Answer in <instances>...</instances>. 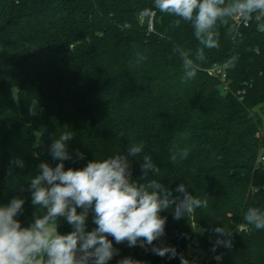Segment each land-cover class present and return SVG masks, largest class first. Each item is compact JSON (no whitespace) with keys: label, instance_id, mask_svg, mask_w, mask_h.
Masks as SVG:
<instances>
[{"label":"trees","instance_id":"obj_1","mask_svg":"<svg viewBox=\"0 0 264 264\" xmlns=\"http://www.w3.org/2000/svg\"><path fill=\"white\" fill-rule=\"evenodd\" d=\"M146 8L154 0H0V206L23 199L22 227L45 214L32 204L30 181L41 163H59L49 148L69 131L65 170L126 155L133 181L158 179L174 196L184 184L208 199L179 220L171 208L161 212L175 243L221 256L209 264H264V228L244 219L249 208L264 212V20L218 22L219 46L205 48L196 76L184 79L180 52L191 58L202 47L192 23L155 9L144 18ZM139 143L144 151L128 155ZM144 156L155 165L147 177ZM93 219L89 210L86 230ZM57 223L59 233L72 231L65 218ZM218 238L231 248L213 251Z\"/></svg>","mask_w":264,"mask_h":264},{"label":"clouds","instance_id":"obj_2","mask_svg":"<svg viewBox=\"0 0 264 264\" xmlns=\"http://www.w3.org/2000/svg\"><path fill=\"white\" fill-rule=\"evenodd\" d=\"M154 9L191 22L194 35L202 45L191 58L188 51L180 52L184 79L196 76L197 62L206 58L205 48L219 46L218 22L228 25L232 19L247 25L253 19L264 20V0H154ZM154 9L146 8L140 15L151 19L156 15ZM175 24L179 26L180 20ZM235 30L236 24H233L229 34ZM72 139V132L59 134L49 148L52 158L59 163L55 167L41 163L40 174L30 181L32 204L45 210L43 216L36 215L30 226L22 227L15 217L23 211V199L13 198L8 205L0 206V264H108L118 252L113 240L117 244L127 242L129 247L139 243L146 250L151 246L153 254L175 258L178 255L175 247L154 244L165 235L167 217L161 216V212L171 208L173 218L179 220L194 214L198 208L208 207V199L195 197L184 184L178 185L175 191L179 195L174 196L158 179L146 183L133 181L128 156L122 154L89 161L82 169L65 170L64 162L73 160L67 146ZM143 151V143L130 144L128 155L137 157ZM189 151L185 148L181 158H186ZM76 156L83 159L82 153ZM171 159H177L175 153ZM15 163L23 166L20 160ZM154 167L151 157L144 156L143 177L149 171L154 173ZM89 210L94 213L96 225L91 231L86 230ZM59 217L72 226L71 232H58ZM244 219L256 229L264 228V212L258 208H249ZM214 231L220 237L232 235L231 229L224 227ZM216 246L231 248L232 241L218 238L213 251ZM179 255L181 264H189ZM215 259L219 261L221 256ZM119 264L142 262L125 257Z\"/></svg>","mask_w":264,"mask_h":264},{"label":"built area","instance_id":"obj_3","mask_svg":"<svg viewBox=\"0 0 264 264\" xmlns=\"http://www.w3.org/2000/svg\"><path fill=\"white\" fill-rule=\"evenodd\" d=\"M235 22L239 25L243 23L237 21ZM248 24L246 26H248ZM211 74L220 75L222 80H224L226 77L225 74L218 69L212 70ZM259 163L264 164V154L260 155ZM241 231H243L242 228L239 229V232ZM109 239H112V237H109ZM113 243L116 242L113 240ZM154 244L175 247L178 255L175 258H169V255L160 257L151 252V246H148V250H146L145 248L140 247L139 243L137 244V246L129 247L127 242H124L122 244H118L117 246L113 245V247L117 249L118 252L113 256L110 261H108V264H119V261H121L125 257H131L134 260H139L142 262V264H174L175 260L180 259L179 254H182L189 261L190 264H209L210 262H219L215 259L216 255L207 254L195 245V247L189 248L178 245L167 235H164L157 241H154Z\"/></svg>","mask_w":264,"mask_h":264},{"label":"water","instance_id":"obj_4","mask_svg":"<svg viewBox=\"0 0 264 264\" xmlns=\"http://www.w3.org/2000/svg\"><path fill=\"white\" fill-rule=\"evenodd\" d=\"M113 245H116L117 246L118 244L117 243H113Z\"/></svg>","mask_w":264,"mask_h":264},{"label":"rangeland","instance_id":"obj_5","mask_svg":"<svg viewBox=\"0 0 264 264\" xmlns=\"http://www.w3.org/2000/svg\"><path fill=\"white\" fill-rule=\"evenodd\" d=\"M190 264V263H189Z\"/></svg>","mask_w":264,"mask_h":264}]
</instances>
